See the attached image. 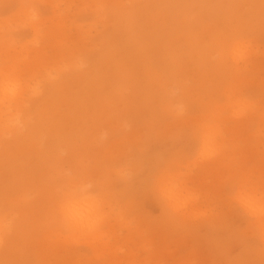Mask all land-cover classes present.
Here are the masks:
<instances>
[{
    "label": "rangeland",
    "instance_id": "rangeland-1",
    "mask_svg": "<svg viewBox=\"0 0 264 264\" xmlns=\"http://www.w3.org/2000/svg\"><path fill=\"white\" fill-rule=\"evenodd\" d=\"M19 2L0 0V18L17 17L3 5ZM47 2L51 14L26 40L18 25L0 26V63L39 69L21 101L0 108V215L9 194L24 204L0 264H264V217L220 190L226 173L255 162L261 193L260 0ZM79 4L97 5L92 17L58 6ZM236 27L254 37L242 60L214 44L218 30ZM39 79L53 82L43 95ZM233 85L254 101L242 116L209 103ZM78 168L95 172L87 200L104 209L93 236L46 196ZM172 178L199 193L196 212L170 210L158 183Z\"/></svg>",
    "mask_w": 264,
    "mask_h": 264
},
{
    "label": "snow or ice",
    "instance_id": "snow-or-ice-1",
    "mask_svg": "<svg viewBox=\"0 0 264 264\" xmlns=\"http://www.w3.org/2000/svg\"><path fill=\"white\" fill-rule=\"evenodd\" d=\"M59 7H71L72 9H87V14L92 17L93 9L97 7L94 4H79V5H58ZM53 5L47 2V0H20L19 3H10L3 5L5 13H12L16 10H23L27 8H35L38 10L40 15V20L48 17L51 14ZM261 8V36L264 39V0H260ZM42 30L37 24H24L18 25L16 35L20 40H26L23 34L30 32L31 35L34 31ZM28 39V38H27ZM238 40H247L253 43V34L244 28H230V29H220L217 31L214 37V44L217 48L221 50L224 56H230L231 50L234 44ZM65 67L62 71H66ZM38 66L36 64H17L12 59L6 57L2 63H0V108L6 109L13 104H17L21 101L26 89L31 87L32 81L37 79L38 76ZM59 78V77H58ZM7 81H13L16 85V91L13 95H8L4 89V84ZM53 85V82L39 79L37 80V87L39 89V94L43 95L48 92ZM211 107L215 110H219L225 113H232L236 116H242L244 113L242 109L245 106H254V101L251 96L244 93L239 89L237 85H233L226 92L216 94L211 101H209ZM261 110L264 112V88L261 90ZM262 127H264V120H262ZM195 131V130H194ZM230 147V142L228 138H224L220 141V150H228ZM216 153H210L209 155H214ZM259 179L261 184V193H264V136H262L261 144V154L259 162ZM95 172L88 168H78L73 175L62 178L58 182V187L49 190L46 196L49 203L54 206L55 213L60 217V209L69 199H74L77 195L78 189L81 185H89L90 187H95L91 182V178L95 176ZM256 164L255 162H249L247 165L241 166L239 169L231 173H226L224 181L220 186L221 193L227 203L230 205L236 204L235 194L239 191L255 192L256 185ZM168 182L177 184L175 178L170 179ZM163 182L158 183V187ZM185 183H190V181H185ZM178 185V184H177ZM11 202H9V196H6L5 211L0 215V225H3L7 220L13 218H19L23 212L24 204L23 201L18 199L14 194H9ZM168 206L171 211L176 213L189 214L191 210L187 207H183L177 203L168 202ZM196 207H201L196 205ZM201 214H206V210H202ZM264 217V215H261ZM11 217V218H10ZM105 227L104 219L97 224L98 229ZM14 227L5 230L0 227V246L5 245L9 239L14 234ZM18 264H26V262H18Z\"/></svg>",
    "mask_w": 264,
    "mask_h": 264
},
{
    "label": "clouds",
    "instance_id": "clouds-1",
    "mask_svg": "<svg viewBox=\"0 0 264 264\" xmlns=\"http://www.w3.org/2000/svg\"><path fill=\"white\" fill-rule=\"evenodd\" d=\"M39 21L40 15L38 10L35 8H27L14 19L10 17L0 18V26L37 24ZM251 46L250 41L238 40L231 50L230 57L233 60L244 59L245 54ZM4 89L8 95H13L16 91L15 82H5ZM17 123H19V118H17ZM90 188L89 185H83L76 197L74 199H69L61 207L60 217L65 223L71 224L75 221L80 201L92 196V193L89 191ZM159 194L165 201L173 203L179 201V205L189 208L192 212L197 211L196 205L198 204L200 196L195 190L184 191L177 184L163 182L159 187ZM235 196L236 202L240 204L243 210L248 214L264 215V193L257 194L255 192L239 191ZM86 211L95 214L97 224L104 219V209L98 202L89 206ZM12 226L13 222L11 219L7 220L3 225H0V227H3L5 230L10 229Z\"/></svg>",
    "mask_w": 264,
    "mask_h": 264
},
{
    "label": "bare ground",
    "instance_id": "bare-ground-1",
    "mask_svg": "<svg viewBox=\"0 0 264 264\" xmlns=\"http://www.w3.org/2000/svg\"><path fill=\"white\" fill-rule=\"evenodd\" d=\"M96 202L89 201L86 199H82L79 203V208L76 213V219L73 223L70 225L72 226H80L85 230H88L87 232L90 233L92 236L98 231L97 223H96V217L94 213H89L86 211V209L94 205Z\"/></svg>",
    "mask_w": 264,
    "mask_h": 264
}]
</instances>
